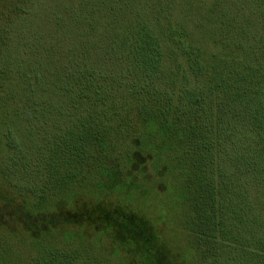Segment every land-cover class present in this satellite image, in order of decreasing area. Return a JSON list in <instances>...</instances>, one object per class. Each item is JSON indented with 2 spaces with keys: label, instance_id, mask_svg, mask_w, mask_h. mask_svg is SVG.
<instances>
[{
  "label": "rangeland",
  "instance_id": "obj_1",
  "mask_svg": "<svg viewBox=\"0 0 264 264\" xmlns=\"http://www.w3.org/2000/svg\"><path fill=\"white\" fill-rule=\"evenodd\" d=\"M9 4L15 3L0 0V17ZM170 17L181 20L209 47L219 37H230L229 44L242 39L239 34L246 27L264 25V0H35L17 35L6 37L0 25V75L6 80L0 88V211L12 210L28 225L21 228L14 214L4 216L0 264H141V256H130L128 229L118 238L111 227L130 214L152 222L175 250L190 241L195 198L183 177L174 170L163 185L171 173H156L162 166L159 158L149 184L147 162L139 160L152 143L148 125L116 120L110 98L98 103V93L87 92L84 85L75 98L68 96L84 64L95 76L101 67V78L111 84H136L143 68L139 62H147L155 52L154 46L149 49V31ZM82 97L88 98L86 103L76 100ZM134 126L140 133L137 146L132 144ZM92 136L105 140L109 154L96 157L87 171L68 169L77 153L53 157L54 138L69 146L82 145ZM154 152L159 157L161 146ZM40 158L56 160L60 170L48 171L41 181L36 164ZM5 176L19 182L22 190L6 185ZM62 207L71 211V219L39 216Z\"/></svg>",
  "mask_w": 264,
  "mask_h": 264
},
{
  "label": "trees",
  "instance_id": "obj_2",
  "mask_svg": "<svg viewBox=\"0 0 264 264\" xmlns=\"http://www.w3.org/2000/svg\"><path fill=\"white\" fill-rule=\"evenodd\" d=\"M13 1L15 4L6 6L9 9L0 17L6 37L19 33L17 28L35 4V0ZM241 34L242 39L229 44L230 37H219L209 47L181 20L170 17L159 29L149 31L147 42L155 52L147 62H139L143 68L136 74L140 79L136 84H111L101 78V67L96 68L95 76L96 72L84 64L77 86L68 91V96L75 98L84 85L87 92L98 93V103L110 98L115 104L110 113L116 120L147 124L152 143L144 159H134L131 170L135 171L138 159L146 161L150 184L151 173L157 170L153 162L160 158L162 166L156 173H171L162 184L167 185L177 170L188 194L195 198V223L189 224L191 239L181 250L166 243L152 222L142 221L136 214L126 215L123 223L113 222L111 227L117 234L128 229L133 242L130 256H141V264H264V25L246 27ZM117 80L123 82L120 77ZM2 86L6 80L0 75ZM76 100L86 103L88 98ZM133 129L132 144L137 146L139 127ZM53 141L57 160L65 157V152L78 154L68 163L70 171H87L96 157L109 154L105 140L98 136L82 141V145ZM157 146H161L159 157L154 154ZM36 164L42 170L41 181L48 171L60 170L56 160L49 163L40 158ZM10 179L5 176L3 182L20 189L19 182L7 181ZM61 187H67L65 182ZM15 213L0 211V223L4 216H18ZM39 216L71 219L72 213L62 207L53 215ZM18 218L21 228H27V220L22 215Z\"/></svg>",
  "mask_w": 264,
  "mask_h": 264
}]
</instances>
